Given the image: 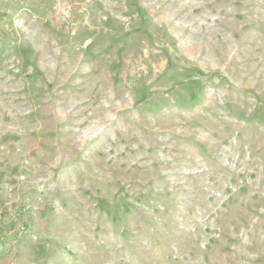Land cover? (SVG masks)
Returning <instances> with one entry per match:
<instances>
[{"label":"rangeland","instance_id":"rangeland-1","mask_svg":"<svg viewBox=\"0 0 264 264\" xmlns=\"http://www.w3.org/2000/svg\"><path fill=\"white\" fill-rule=\"evenodd\" d=\"M0 264H264V0H0Z\"/></svg>","mask_w":264,"mask_h":264}]
</instances>
